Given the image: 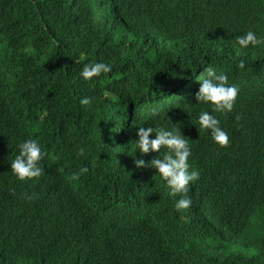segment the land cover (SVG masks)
<instances>
[{"label":"trees","instance_id":"trees-1","mask_svg":"<svg viewBox=\"0 0 264 264\" xmlns=\"http://www.w3.org/2000/svg\"><path fill=\"white\" fill-rule=\"evenodd\" d=\"M248 30L264 37V0H0V264H264V47L236 43ZM89 61L111 71L86 81ZM206 65L239 87L213 113L224 146L197 127L213 112L195 98ZM139 126L189 137L188 208L134 164L159 155L135 149ZM27 137L46 175L21 181L10 161Z\"/></svg>","mask_w":264,"mask_h":264},{"label":"clouds","instance_id":"clouds-1","mask_svg":"<svg viewBox=\"0 0 264 264\" xmlns=\"http://www.w3.org/2000/svg\"><path fill=\"white\" fill-rule=\"evenodd\" d=\"M236 43L241 48H248L249 45L256 47H264V37H260L256 32L248 30L241 35L235 37ZM238 67H244V61L238 62ZM110 62L89 61L82 66L80 76L88 81L93 77L101 74H108L111 71ZM205 75L199 78L200 86L195 93L197 102L210 103L213 106V112L201 110L197 116L198 129L209 130L211 139L221 146L229 143L228 133L220 126L215 112L231 111L236 102L239 87L235 83H228V75L224 72H217L213 66L206 65L203 69ZM80 104L87 105L90 103L89 97H82ZM153 117L158 115L156 109H153ZM138 139L135 140V149H139L141 154H147L150 151L158 152L155 156L150 154L143 158L134 159L136 167H149L155 178H161L165 181L169 191V195L175 196V208L186 209L193 204V189L199 182V171L191 169L189 157L191 155V147L187 137L182 134L181 130L176 128L139 126L137 128ZM155 133L154 137L150 134ZM39 140L27 137L16 144V154L10 161V169L18 180L38 178L44 173L46 168L40 162L46 155L42 150ZM44 148V147H43ZM78 156L85 155V148L76 149ZM42 166V167H41ZM77 166H68L65 168H76ZM88 167L81 166L74 171L69 177L70 180H78L81 175L88 173ZM190 182H193L189 187ZM32 199L31 196L27 197ZM72 194L68 190H63L62 206H70ZM141 237L135 236L127 241L129 255L140 251L144 244H140ZM100 248L111 249L107 246Z\"/></svg>","mask_w":264,"mask_h":264},{"label":"rangeland","instance_id":"rangeland-1","mask_svg":"<svg viewBox=\"0 0 264 264\" xmlns=\"http://www.w3.org/2000/svg\"><path fill=\"white\" fill-rule=\"evenodd\" d=\"M102 247H105V246H102Z\"/></svg>","mask_w":264,"mask_h":264}]
</instances>
